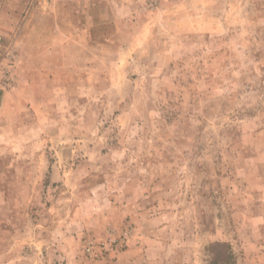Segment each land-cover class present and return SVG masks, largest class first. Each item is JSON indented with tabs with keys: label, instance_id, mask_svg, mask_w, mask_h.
I'll use <instances>...</instances> for the list:
<instances>
[{
	"label": "rangeland",
	"instance_id": "374dc122",
	"mask_svg": "<svg viewBox=\"0 0 264 264\" xmlns=\"http://www.w3.org/2000/svg\"><path fill=\"white\" fill-rule=\"evenodd\" d=\"M0 37V264H264V0H0Z\"/></svg>",
	"mask_w": 264,
	"mask_h": 264
},
{
	"label": "built area",
	"instance_id": "2783aa9c",
	"mask_svg": "<svg viewBox=\"0 0 264 264\" xmlns=\"http://www.w3.org/2000/svg\"><path fill=\"white\" fill-rule=\"evenodd\" d=\"M0 41H1V37H0ZM110 235H111V237H110L109 240H111V246L115 245L117 247L121 246L123 244V242H124L123 239H125L127 237L126 234H122L120 236L119 242H117V240H116V235H117L116 232L113 231V232L110 233ZM85 252L89 256H93V254L95 252V245L93 243L86 244V246H85Z\"/></svg>",
	"mask_w": 264,
	"mask_h": 264
},
{
	"label": "trees",
	"instance_id": "16d2710c",
	"mask_svg": "<svg viewBox=\"0 0 264 264\" xmlns=\"http://www.w3.org/2000/svg\"><path fill=\"white\" fill-rule=\"evenodd\" d=\"M224 247H226V244L217 243L214 246H212L211 249L214 250L213 248H224ZM227 248H228V246H227ZM230 258H231V256L228 253V251H227V256H226V254H221L218 252V253L214 254V258H213L211 264H227V263H229Z\"/></svg>",
	"mask_w": 264,
	"mask_h": 264
}]
</instances>
